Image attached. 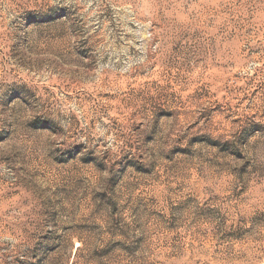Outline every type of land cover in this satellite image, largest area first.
Here are the masks:
<instances>
[{
  "label": "rangeland",
  "instance_id": "374dc122",
  "mask_svg": "<svg viewBox=\"0 0 264 264\" xmlns=\"http://www.w3.org/2000/svg\"><path fill=\"white\" fill-rule=\"evenodd\" d=\"M0 264H264V0H0Z\"/></svg>",
  "mask_w": 264,
  "mask_h": 264
}]
</instances>
